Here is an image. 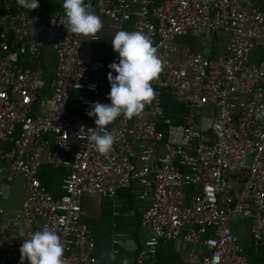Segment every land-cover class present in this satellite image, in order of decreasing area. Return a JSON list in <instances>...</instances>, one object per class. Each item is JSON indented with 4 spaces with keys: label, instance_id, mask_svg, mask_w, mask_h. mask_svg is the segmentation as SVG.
Segmentation results:
<instances>
[{
    "label": "built area",
    "instance_id": "1",
    "mask_svg": "<svg viewBox=\"0 0 264 264\" xmlns=\"http://www.w3.org/2000/svg\"><path fill=\"white\" fill-rule=\"evenodd\" d=\"M84 2L109 30L130 23L129 31L152 40L162 60L154 96L138 115L121 114L106 126L116 140L99 153L81 138L97 127L87 114L91 105L110 103V70L93 54L99 35L68 31L63 0H54L57 6L44 0L31 11L17 0H0V198L5 172L7 180L23 177L16 217L24 225L41 224L1 231L0 264H20L23 240L45 226L60 235L65 264H101L80 199H111L132 186L138 200L148 201L140 225L149 237L135 264L161 242L178 239L207 250L183 251L182 264H249L231 232L234 220H250L252 248L264 258V117L257 119L264 56L253 61L254 52L264 53V0ZM198 29L226 36L223 53L203 45L185 50L184 66L175 65L176 38ZM163 92L181 108L180 121L166 114ZM41 102L54 108L41 110ZM70 102L74 112L66 111ZM201 109L207 113L197 117ZM136 144H144L138 152ZM43 167L65 172L59 198L42 185ZM3 212L0 205V218Z\"/></svg>",
    "mask_w": 264,
    "mask_h": 264
},
{
    "label": "crops",
    "instance_id": "2",
    "mask_svg": "<svg viewBox=\"0 0 264 264\" xmlns=\"http://www.w3.org/2000/svg\"><path fill=\"white\" fill-rule=\"evenodd\" d=\"M101 21L103 28L97 33L100 40L93 45V54L96 58L106 62V71L108 72L110 70L108 65L114 60H118V54L113 51L111 43L115 32L107 28L106 20L101 19ZM130 27V23H126L122 29L129 31ZM207 37L210 40L209 44H212L216 53H223L226 36L218 35L213 39L212 34L209 36L206 31L198 29L187 36L176 38L174 43L177 51L172 57L174 64L179 67L184 66V51L196 52L201 46L207 44ZM48 53L52 55L50 51ZM261 54L264 56V53L260 51L254 52L253 61H258ZM162 99L166 114L174 118L175 121H180L181 108L171 100L167 92L162 93ZM70 105L71 102L68 103L66 111L74 112L73 106ZM40 107L42 108L41 110L54 108L52 104L44 102L39 104ZM206 113V109H201L197 111V117ZM143 145L136 144L135 151H140ZM6 175L7 173L5 172L1 183L2 196L0 205L4 212L0 218V233L1 231L9 233L17 230L39 228L41 226L39 221L28 226L17 219L16 215L20 211L24 194L25 180L21 176L13 180H7ZM64 175L65 172L63 170L50 167H43L40 171L39 177L42 185L55 199L59 198L63 193L62 179ZM136 190L135 186L118 190L115 197L111 199L98 194H84L80 199V216L94 239V255L101 264H122L124 260H127V264H135L137 250L143 246L149 237L148 228L140 225V217L146 210L148 201L138 200ZM232 222L231 232L242 244L248 263L264 264V258L255 252L251 245L250 220H234ZM114 240L117 243H114ZM187 249H193L199 255L207 253V250L200 245L187 244L178 239L170 242H161L157 246L155 253L145 259L143 264H182L180 254Z\"/></svg>",
    "mask_w": 264,
    "mask_h": 264
},
{
    "label": "clouds",
    "instance_id": "3",
    "mask_svg": "<svg viewBox=\"0 0 264 264\" xmlns=\"http://www.w3.org/2000/svg\"><path fill=\"white\" fill-rule=\"evenodd\" d=\"M22 8L29 11L39 7V0H17ZM65 26L68 31L80 37H96L103 28L100 17L84 2V0H63ZM113 51L118 60L108 65V82L110 103L94 102L87 113L94 117L95 129H89L86 136L81 137L94 144L99 153H108L116 137L106 126L123 114L131 119L138 115L154 96L152 81L162 71V60L157 54V47L142 31L118 30L112 36ZM113 72L116 75H113ZM94 88V85H90ZM264 117V105L260 106L257 119ZM97 129L103 130L98 134ZM20 264L27 260L28 264H65L62 259L64 245L60 235L44 227L30 234L23 240L19 249ZM127 264V260L122 261Z\"/></svg>",
    "mask_w": 264,
    "mask_h": 264
},
{
    "label": "trees",
    "instance_id": "4",
    "mask_svg": "<svg viewBox=\"0 0 264 264\" xmlns=\"http://www.w3.org/2000/svg\"><path fill=\"white\" fill-rule=\"evenodd\" d=\"M44 0H39V5L41 4V2ZM49 2V6H57V4L54 3V0H46Z\"/></svg>",
    "mask_w": 264,
    "mask_h": 264
},
{
    "label": "rangeland",
    "instance_id": "5",
    "mask_svg": "<svg viewBox=\"0 0 264 264\" xmlns=\"http://www.w3.org/2000/svg\"><path fill=\"white\" fill-rule=\"evenodd\" d=\"M210 38V37H209ZM207 40H208V42H206L207 44H209V39H208V37H207ZM207 40H205V41H207ZM207 44H206V46H207ZM209 47H211V48H213V46H212V44H209ZM42 103V102H41ZM232 225H233V222H232V224H231V228H232Z\"/></svg>",
    "mask_w": 264,
    "mask_h": 264
},
{
    "label": "water",
    "instance_id": "6",
    "mask_svg": "<svg viewBox=\"0 0 264 264\" xmlns=\"http://www.w3.org/2000/svg\"><path fill=\"white\" fill-rule=\"evenodd\" d=\"M212 37H213V39H215V37H216V34H215V33H213V34H212Z\"/></svg>",
    "mask_w": 264,
    "mask_h": 264
}]
</instances>
